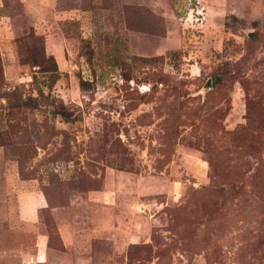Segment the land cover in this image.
<instances>
[{
    "label": "rangeland",
    "instance_id": "rangeland-1",
    "mask_svg": "<svg viewBox=\"0 0 264 264\" xmlns=\"http://www.w3.org/2000/svg\"><path fill=\"white\" fill-rule=\"evenodd\" d=\"M0 264H264V0H0Z\"/></svg>",
    "mask_w": 264,
    "mask_h": 264
},
{
    "label": "water",
    "instance_id": "water-1",
    "mask_svg": "<svg viewBox=\"0 0 264 264\" xmlns=\"http://www.w3.org/2000/svg\"><path fill=\"white\" fill-rule=\"evenodd\" d=\"M255 33L254 32H252L251 34H250V36H253ZM212 87V79H210L209 81H208V85L206 86V89L208 90L209 88H211Z\"/></svg>",
    "mask_w": 264,
    "mask_h": 264
},
{
    "label": "crops",
    "instance_id": "crops-1",
    "mask_svg": "<svg viewBox=\"0 0 264 264\" xmlns=\"http://www.w3.org/2000/svg\"><path fill=\"white\" fill-rule=\"evenodd\" d=\"M38 201H39V204H41V205L44 204L43 201L41 200V198H39Z\"/></svg>",
    "mask_w": 264,
    "mask_h": 264
},
{
    "label": "trees",
    "instance_id": "trees-1",
    "mask_svg": "<svg viewBox=\"0 0 264 264\" xmlns=\"http://www.w3.org/2000/svg\"><path fill=\"white\" fill-rule=\"evenodd\" d=\"M216 80L218 81V80H220V78H216Z\"/></svg>",
    "mask_w": 264,
    "mask_h": 264
}]
</instances>
